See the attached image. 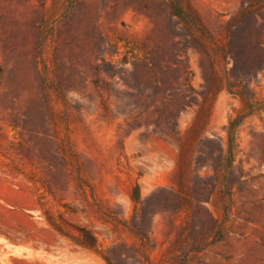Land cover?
Masks as SVG:
<instances>
[{"label":"rangeland","instance_id":"obj_1","mask_svg":"<svg viewBox=\"0 0 264 264\" xmlns=\"http://www.w3.org/2000/svg\"><path fill=\"white\" fill-rule=\"evenodd\" d=\"M0 264H264V0H0Z\"/></svg>","mask_w":264,"mask_h":264},{"label":"trees","instance_id":"obj_2","mask_svg":"<svg viewBox=\"0 0 264 264\" xmlns=\"http://www.w3.org/2000/svg\"><path fill=\"white\" fill-rule=\"evenodd\" d=\"M234 124V121L231 122V125Z\"/></svg>","mask_w":264,"mask_h":264}]
</instances>
